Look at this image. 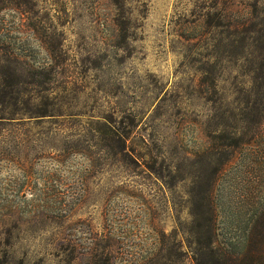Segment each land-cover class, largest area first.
<instances>
[{
	"label": "rangeland",
	"instance_id": "rangeland-1",
	"mask_svg": "<svg viewBox=\"0 0 264 264\" xmlns=\"http://www.w3.org/2000/svg\"><path fill=\"white\" fill-rule=\"evenodd\" d=\"M9 70L0 264L264 247V0H0Z\"/></svg>",
	"mask_w": 264,
	"mask_h": 264
},
{
	"label": "trees",
	"instance_id": "trees-1",
	"mask_svg": "<svg viewBox=\"0 0 264 264\" xmlns=\"http://www.w3.org/2000/svg\"><path fill=\"white\" fill-rule=\"evenodd\" d=\"M4 75L7 77H4L2 85L0 86V105L5 108L15 107V112L18 114L19 105L25 102L24 96L21 94L26 93V91L20 90L16 85L17 82H14L10 78V70ZM49 112L51 111H37L39 114L37 116L44 117L53 115ZM5 114L6 111H4V115L0 116V122L15 119L14 117H7ZM11 114L15 115L13 113ZM122 137V142L124 141L126 143L128 135ZM208 232L207 230L206 235H202L203 237L201 236L199 238L198 246L196 247L195 254L198 264H264V247L262 245L259 246V244L253 241L246 246L245 252L239 255L238 253H233L225 244L218 245L214 238V233L211 234Z\"/></svg>",
	"mask_w": 264,
	"mask_h": 264
}]
</instances>
